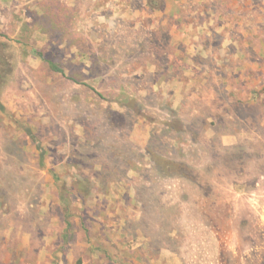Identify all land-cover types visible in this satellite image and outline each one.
Here are the masks:
<instances>
[{
	"label": "rangeland",
	"instance_id": "374dc122",
	"mask_svg": "<svg viewBox=\"0 0 264 264\" xmlns=\"http://www.w3.org/2000/svg\"><path fill=\"white\" fill-rule=\"evenodd\" d=\"M46 1L0 0V264H264V0Z\"/></svg>",
	"mask_w": 264,
	"mask_h": 264
},
{
	"label": "trees",
	"instance_id": "16d2710c",
	"mask_svg": "<svg viewBox=\"0 0 264 264\" xmlns=\"http://www.w3.org/2000/svg\"><path fill=\"white\" fill-rule=\"evenodd\" d=\"M45 3H46V5L42 9V11H43L42 21L45 23H49V25L45 29V31L50 32L54 35H57V34L63 35V31H64L63 20H65V19H62V13L65 15L64 5H62L61 3H59L55 0H52V1L47 0ZM47 64H48V67L50 68V70H52L53 72L62 73V69L60 67H58L56 64H54L53 62L47 61ZM73 81L75 82V80H73ZM1 109H2V106L0 104V110ZM69 226H70V224L66 223V227H69Z\"/></svg>",
	"mask_w": 264,
	"mask_h": 264
}]
</instances>
